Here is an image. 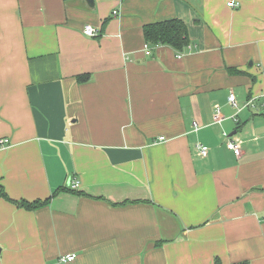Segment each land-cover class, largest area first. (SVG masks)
Returning <instances> with one entry per match:
<instances>
[{
  "label": "crops",
  "instance_id": "1",
  "mask_svg": "<svg viewBox=\"0 0 264 264\" xmlns=\"http://www.w3.org/2000/svg\"><path fill=\"white\" fill-rule=\"evenodd\" d=\"M0 139V264H264V0H0Z\"/></svg>",
  "mask_w": 264,
  "mask_h": 264
},
{
  "label": "trees",
  "instance_id": "2",
  "mask_svg": "<svg viewBox=\"0 0 264 264\" xmlns=\"http://www.w3.org/2000/svg\"><path fill=\"white\" fill-rule=\"evenodd\" d=\"M142 33L146 42L154 45H167L173 48L175 51H182L189 43L187 27L181 20L178 19H171L148 24L143 27ZM77 80H85V76H78ZM0 197L9 200L1 185ZM45 204L46 201L33 203H29L26 201L17 202V205L19 207L27 210H33Z\"/></svg>",
  "mask_w": 264,
  "mask_h": 264
},
{
  "label": "built area",
  "instance_id": "3",
  "mask_svg": "<svg viewBox=\"0 0 264 264\" xmlns=\"http://www.w3.org/2000/svg\"><path fill=\"white\" fill-rule=\"evenodd\" d=\"M239 4L236 2H228L227 6L228 7H237ZM117 12H113V15H116ZM83 34L87 37H97L99 35V31L94 29L93 27L87 25L83 28ZM157 46V45H156ZM148 47V45H145V49ZM148 50V49H147ZM180 58V56H178ZM228 101L230 103V105L236 109V113L235 116L243 109H247L249 107H253V101H248L246 102L242 108H238L236 102H235V95L233 94H229L228 97ZM233 116V120L237 122L236 117ZM224 120V117L221 114V110L219 107H215V111L213 114V121L214 123H220ZM195 127L197 128V125L195 124ZM223 136L226 138V143H225V147L228 151H231L234 153L235 156H239L240 155V147L238 145V143L233 140V138H230L229 136H227L226 134H223ZM159 140H163V138H160ZM7 143L6 139H0V146H4ZM196 150L199 154L200 157L202 158H206L208 155V149L205 146H202L200 144L196 145ZM68 187L71 190H76L78 188V182L71 181L68 183ZM76 259V254H66V255H62L58 258V263L59 264H68L72 261H74Z\"/></svg>",
  "mask_w": 264,
  "mask_h": 264
}]
</instances>
